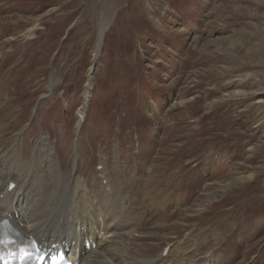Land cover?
I'll list each match as a JSON object with an SVG mask.
<instances>
[{
	"label": "rangeland",
	"instance_id": "obj_1",
	"mask_svg": "<svg viewBox=\"0 0 264 264\" xmlns=\"http://www.w3.org/2000/svg\"><path fill=\"white\" fill-rule=\"evenodd\" d=\"M5 155L106 207L127 177L129 263L264 264V0H0Z\"/></svg>",
	"mask_w": 264,
	"mask_h": 264
},
{
	"label": "bare ground",
	"instance_id": "obj_2",
	"mask_svg": "<svg viewBox=\"0 0 264 264\" xmlns=\"http://www.w3.org/2000/svg\"><path fill=\"white\" fill-rule=\"evenodd\" d=\"M105 27L101 28L98 47L102 46ZM8 157L5 155L0 163V218H11L16 229L23 235L41 238L49 244L59 242L72 249H79V264H117L121 258L127 261L121 264H166L167 261L169 264H192L194 253L188 256L183 242L159 260L139 259L129 263L127 257L130 253L127 250L123 253L116 252L118 238L125 233H132V224H140L134 210L126 211L127 207L135 205L133 194L138 193L133 184L130 187L127 177L126 182L121 185H105L107 180L113 179L109 174L110 170L105 168L106 173L100 170V178L107 179L105 183L102 181V187L105 185L107 189L116 192L114 198H108L106 207L104 202L97 199L84 176L74 174L71 185L59 177L50 185L46 180L37 181L39 176L35 178L30 175L29 178L32 170L28 172V159H19L13 165H8ZM34 162L36 165V161ZM61 173L66 177L63 171ZM76 175L79 177L75 181ZM11 182L16 183L13 189H9ZM82 182L85 185L81 188ZM147 204L153 206L151 202L147 201ZM49 208L51 212L46 216ZM15 213H18V217ZM129 222L132 224H128ZM83 237L95 240L96 248L87 251Z\"/></svg>",
	"mask_w": 264,
	"mask_h": 264
},
{
	"label": "snow or ice",
	"instance_id": "obj_3",
	"mask_svg": "<svg viewBox=\"0 0 264 264\" xmlns=\"http://www.w3.org/2000/svg\"><path fill=\"white\" fill-rule=\"evenodd\" d=\"M10 187H13V186L10 185ZM0 243H2V242H0ZM20 251L23 253L24 258H27V257L30 255V254L28 253L27 249H21ZM37 251H39V249H37ZM3 258H4L3 253H0V259H3ZM43 259H44L43 255H39V256H37V257L35 258V260H36V264H42Z\"/></svg>",
	"mask_w": 264,
	"mask_h": 264
}]
</instances>
